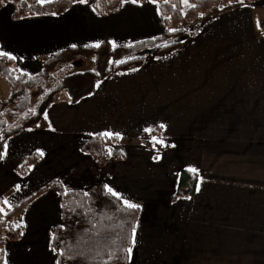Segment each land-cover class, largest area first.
I'll return each instance as SVG.
<instances>
[{
	"label": "crops",
	"instance_id": "crops-1",
	"mask_svg": "<svg viewBox=\"0 0 264 264\" xmlns=\"http://www.w3.org/2000/svg\"><path fill=\"white\" fill-rule=\"evenodd\" d=\"M11 1L0 8V50L14 54L27 75L72 45L120 46L166 29L157 2L148 0L120 2L111 12L73 0L62 13L18 20ZM208 16L171 54H149L136 71L98 80L71 102L61 91L39 127L8 137L0 160L3 212L46 189L10 220L13 227L16 217L27 220L18 239H9L6 227L0 231L4 262L48 264L41 236L47 230L48 240L61 220L59 194L48 185L56 179L66 189L109 185L140 206L128 264H264V0L215 4ZM105 131L121 138L105 144L99 166L81 145ZM143 133L164 143L146 145ZM38 149L44 155L21 174L17 167ZM189 167L198 169L193 195L172 199Z\"/></svg>",
	"mask_w": 264,
	"mask_h": 264
},
{
	"label": "trees",
	"instance_id": "trees-1",
	"mask_svg": "<svg viewBox=\"0 0 264 264\" xmlns=\"http://www.w3.org/2000/svg\"><path fill=\"white\" fill-rule=\"evenodd\" d=\"M10 0H0V8ZM73 0H52L43 5L37 3V0H17L11 18L13 20L21 19L25 16H36L43 14L62 13L72 3ZM92 1L100 12H111L119 9L121 0H89ZM141 1V0H139ZM230 0H189L190 4H195V8L188 7L185 11L181 10V0H157L160 12L164 15L166 29L164 33L155 39L136 42L120 46H111L103 42L100 47L93 45H77L75 48L67 47L45 56L41 62V71L36 75H27L21 72L15 60H9L6 57H0V75L9 83V96L0 103V154H2L4 145L8 137L16 135L22 129L35 127L41 121L46 108L57 99L58 94L66 90L72 100H76L90 93L95 83L109 75L132 70L143 64L142 55L126 58L135 51L145 48H154L172 40L179 34L185 33L181 23L187 20H197L202 15L209 13L211 7L215 4L222 6ZM252 2L254 0H244ZM172 5H176L173 8ZM171 17V19H165ZM209 16L202 19L201 23L189 30V34L195 35L203 22L207 21ZM176 28L179 31L169 32L168 29ZM129 45H131L129 47ZM180 45V41H175L162 45L152 51L156 57L165 56L174 52ZM95 56L96 72L83 71L67 74L51 87L34 107H31V96L29 89L39 86L46 79L50 78L52 73L62 67H67L69 63L78 58L87 59ZM126 58V59H125ZM116 60H123L124 63L117 64ZM109 61H112L111 63ZM79 75H87L88 83L84 87L78 88L71 86L70 81ZM7 116L16 123L9 128ZM157 133L158 130H152ZM115 136L105 138L98 134L91 136L81 145L82 151L92 155L96 163L103 165L107 157L105 144L116 140ZM142 139L146 145H151L152 140L146 138V133L142 134ZM113 156L122 157V154L115 152ZM39 158V154L32 153L27 160L17 167L21 174H25L30 165ZM197 174L182 170L179 175L176 190L172 199L176 197L191 196L195 191ZM48 185L52 186L60 197L61 202V220L58 224L50 227L49 245L55 249L56 259L61 264H69L70 258L86 246L99 244L102 246V252L95 264H128L129 259L125 248L131 245V229L136 226L139 209H128L121 198L112 196L101 184H92L86 188L66 189L56 179H52ZM46 189V186L39 188L35 193L20 203L2 210V201L0 199V231L7 228L9 239H18L21 235V226L13 227L9 223L13 216L22 213L27 204L38 194ZM85 193H88L85 196ZM63 205V207H62ZM87 229V231H85ZM56 237L55 239L53 237ZM3 241L0 240V264H4L3 259ZM63 250V255H61ZM77 264H80L77 261Z\"/></svg>",
	"mask_w": 264,
	"mask_h": 264
},
{
	"label": "rangeland",
	"instance_id": "rangeland-1",
	"mask_svg": "<svg viewBox=\"0 0 264 264\" xmlns=\"http://www.w3.org/2000/svg\"><path fill=\"white\" fill-rule=\"evenodd\" d=\"M11 2L15 3V0H12ZM181 7L186 8L187 5L181 3ZM184 11H185V9H184ZM207 16H208V13L205 15H202L199 19L194 20V21L185 19L181 23V27L183 28L185 33L179 34L176 37H174L172 40H170L166 43H163L161 45H157L154 48H145L142 50L135 51L133 54L127 56L126 58H130V57H134V56H138V55H142L143 57H145L149 54H152V51L154 49H156L162 45H165V44L171 43V42H175V41H181L187 34H189L188 32L190 29H192L197 24L201 23L202 19L207 17ZM261 32H264V29H262ZM83 71L96 72L95 56L92 55V56L88 57L87 59H84V58L75 59V60L71 61L67 67H62V68L58 69L56 72L52 73L51 77L46 79L39 86L31 87L29 89V93L31 96V98H30L31 99L30 100L31 105H32L31 107L35 108V105L38 103V101L43 97V95L48 90L51 89V87L54 85V83H56V81H58L59 79H61L62 77H64L67 74H72L75 72H83ZM76 82L79 83L78 88H82L85 86V84L88 83V76L87 75H79L78 77L71 79L70 85L77 87ZM9 93H10L9 83L6 81V79L3 76L0 75V103H1V100L5 99L9 96ZM61 94H65V90H63ZM7 121L9 122V128H12L16 124L13 122V119L9 116H7ZM26 221L27 220L25 219L24 216L23 217L18 216L13 221V223H14V225H16V227H18V226H22ZM42 231L43 230H40V232H42ZM46 231L47 230H45L44 235L41 236V237L45 238V241H43V246H42L41 252L43 253V256L45 257V259L47 260V263L53 264V261H55L56 253H55V251H53V249L49 245V240H50V236H51L50 231H48L49 232L48 240H47V234L48 233H46ZM30 235H33V234L30 232L29 236ZM36 235L38 236L40 234H36ZM255 241H259L258 237L255 238Z\"/></svg>",
	"mask_w": 264,
	"mask_h": 264
},
{
	"label": "snow or ice",
	"instance_id": "snow-or-ice-1",
	"mask_svg": "<svg viewBox=\"0 0 264 264\" xmlns=\"http://www.w3.org/2000/svg\"><path fill=\"white\" fill-rule=\"evenodd\" d=\"M45 2H52V0H37V3H39L41 5H43ZM74 2L80 3V4H88L89 0H74ZM127 2H131L132 4H137V3H139V0H121L122 4L127 3ZM148 2L156 3L157 0H148ZM164 2L167 3L168 0H164ZM231 2H232V0H230V3ZM235 2L240 4V5H244V0H235ZM181 3L187 5L191 8L196 7L195 4H189V0H181ZM172 6H173V8L176 7V5H172ZM52 15H56V13H52ZM201 15H203V14L201 13ZM165 19H171V17H165ZM258 26H259V22H258ZM168 31L169 32H176V31H179V29L170 28V29H168ZM152 38L155 39V37H152ZM109 43H111L113 48H115V45H116L115 41H110ZM140 43H143V41H140ZM100 46H101L100 43H96L93 45V47H96V48H99ZM130 46L131 45H129V47ZM72 47L75 48L76 45H72ZM86 47H87V45H86ZM0 57H6L9 60L17 59V57L14 54H12L10 52H5L3 50H0ZM20 59H23V57H20ZM109 62L111 63L112 61H109ZM115 63L122 64V63H124V61L123 60H116ZM132 71H136V69L133 68ZM100 83H102V82H98L96 87H99ZM69 102H71V98H69ZM43 115H44V119L48 118V114L46 111L43 113ZM36 126L39 127L38 124ZM160 127L164 128L165 125H160ZM145 131H151V129H145ZM98 135L103 136L105 138H111L113 136H115L116 138H121V134L119 132L113 133L111 131H105L102 133H98ZM0 138H3V137L0 136ZM152 140L154 142L159 140V143H161V144L164 143L163 137L157 138V137L153 136ZM173 147H174V145H173ZM4 149H5V152L3 154H0V160H2L4 158V155H6V150H7L6 144L4 145ZM37 151H38L39 155H41V156L44 155V153L42 151H40L39 149ZM109 155H111V150H109ZM157 158L158 157H153V159H157ZM188 171L192 172V173H197L198 169H196L195 167H189ZM200 179L202 181V177ZM17 187H19V186H17ZM104 188L112 196L117 197L118 199L120 198V193L117 191H114L113 188L110 187L109 185H104ZM196 191H200L199 185H197ZM87 195H88V193H85V196H87ZM188 199H190V197H188ZM5 203H8V201L5 200ZM123 203L128 209H134L135 210V209H138L140 207L137 204L130 203L126 199L123 201ZM62 207H63V205H62ZM0 211H2V210H0ZM85 231H87V229H85ZM135 237H136V227L133 226L131 229V243L132 244H135V242H136ZM53 238L55 239L56 237L54 236ZM102 250H103L102 246H100L99 244L86 246L83 250L77 251L70 258L69 264H77V261H79L80 264H95V261H97L98 258L100 257ZM54 251H55V249H54ZM124 251L127 253V258L130 259L132 251H133L132 247L129 246V247L125 248ZM61 255H63V250H61ZM4 264H7V260H5ZM56 264H61V261L57 260ZM104 264H107V261H105ZM114 264H118V261L114 262Z\"/></svg>",
	"mask_w": 264,
	"mask_h": 264
}]
</instances>
